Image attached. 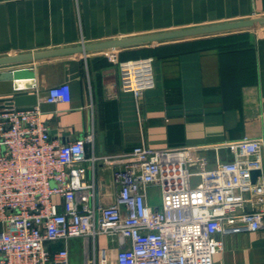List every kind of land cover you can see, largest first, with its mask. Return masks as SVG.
Instances as JSON below:
<instances>
[{"label": "crops", "instance_id": "0c3cea01", "mask_svg": "<svg viewBox=\"0 0 264 264\" xmlns=\"http://www.w3.org/2000/svg\"><path fill=\"white\" fill-rule=\"evenodd\" d=\"M261 15L264 0H0V57ZM235 34L217 44L180 39L2 65L0 72L31 74L0 79V99L34 93L52 137L92 130L106 154L141 143L162 148L264 137V26ZM138 57H152L155 85L135 101L119 90L117 63ZM62 82L70 85L69 101H42ZM204 153L208 165L216 155L231 157L223 148ZM96 176L109 203L117 191L110 170L99 168ZM221 238L213 264H264V220L257 230ZM98 241L101 248L113 245L105 235ZM67 245L68 264H85L83 239Z\"/></svg>", "mask_w": 264, "mask_h": 264}, {"label": "built area", "instance_id": "2783aa9c", "mask_svg": "<svg viewBox=\"0 0 264 264\" xmlns=\"http://www.w3.org/2000/svg\"><path fill=\"white\" fill-rule=\"evenodd\" d=\"M152 60L119 61V90L138 101L153 88ZM14 96L0 99V264H68L71 238L83 239L85 264H213L223 234L262 227L264 137L106 154L92 130L52 137L37 102L18 109ZM69 100L68 82L42 98ZM222 148L230 159L208 165L204 151ZM99 168L117 187L109 203ZM155 187L159 205L150 203ZM100 235L113 245L101 248Z\"/></svg>", "mask_w": 264, "mask_h": 264}, {"label": "water", "instance_id": "95a60500", "mask_svg": "<svg viewBox=\"0 0 264 264\" xmlns=\"http://www.w3.org/2000/svg\"><path fill=\"white\" fill-rule=\"evenodd\" d=\"M264 26V15L249 17L244 19H237L231 21H223L218 23H212L207 25H198L177 29H170L165 31L131 35L126 37H120L115 39H109L105 41L85 43L70 47H62L45 51H36L31 53H21L15 55H7L0 57V66L14 64L24 61H30L33 59H40L50 56H57L76 52H89L98 51L110 48H129L136 46H144L162 41L188 39L191 37L202 36L206 34H213L218 32H227L235 30H243L247 28ZM24 74H31L28 70H13L0 72V79H12L18 78ZM13 102L18 109L31 108L37 102V97L34 93L17 94L13 97ZM53 131H50V134ZM259 174V171L252 172V180Z\"/></svg>", "mask_w": 264, "mask_h": 264}, {"label": "rangeland", "instance_id": "374dc122", "mask_svg": "<svg viewBox=\"0 0 264 264\" xmlns=\"http://www.w3.org/2000/svg\"><path fill=\"white\" fill-rule=\"evenodd\" d=\"M238 31L239 30L227 31V32H218V33L206 34V35L197 36V37H191L188 39H196V38H202L203 37V40H196V41H201L202 44H206V45L207 44H215V43L217 44V43H221L223 41H227L228 39L225 37H229L230 35H238V34H235V33H238ZM204 37H206V38H204ZM229 39H231V37ZM194 43H196V42H194ZM147 45H151V44H147ZM147 45H144V46H147ZM136 47H139V46H136ZM194 180H196V179H194ZM150 195L152 196L150 203L153 205H159L160 204V193H159L158 187H155L154 191H150Z\"/></svg>", "mask_w": 264, "mask_h": 264}]
</instances>
